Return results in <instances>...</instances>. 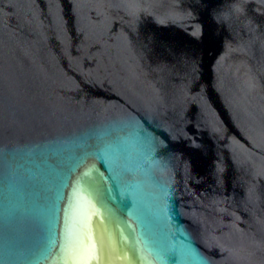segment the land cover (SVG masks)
I'll return each mask as SVG.
<instances>
[{"label": "water", "instance_id": "95a60500", "mask_svg": "<svg viewBox=\"0 0 264 264\" xmlns=\"http://www.w3.org/2000/svg\"><path fill=\"white\" fill-rule=\"evenodd\" d=\"M10 164L57 177L51 225L22 220L32 264H63L66 228L99 264H264V0H0V182Z\"/></svg>", "mask_w": 264, "mask_h": 264}, {"label": "snow or ice", "instance_id": "6c2138e0", "mask_svg": "<svg viewBox=\"0 0 264 264\" xmlns=\"http://www.w3.org/2000/svg\"><path fill=\"white\" fill-rule=\"evenodd\" d=\"M100 138V134H97V139ZM110 149L111 146L106 145L104 150L96 153L105 171H110L108 160L106 159V152L110 151ZM87 175V173L82 175L80 180H85ZM109 179H112V177L109 176ZM56 180L57 177H51L50 174L41 170L39 166H37L35 171L29 170L27 177H22L17 167H13L11 164L7 166L4 173V181L0 182V264H32L29 259L31 243L22 227V220L26 216L46 218L49 225H51L54 205L51 203L47 207L39 205L37 199L40 197V193L35 189L40 183L53 185ZM113 186L117 195H120V186L115 181H113ZM88 191L90 195L97 199V202L104 210L105 219L109 218L113 214L114 209L110 208L96 191L91 189ZM123 191L124 195L119 200L117 196L112 195H109L108 198L115 201L117 207L126 205L124 207L126 212L132 206L133 201L128 194V190L125 189ZM72 196L79 203L81 201L80 189L74 187ZM104 231L109 251L113 256H127L128 252L134 251L133 246L122 245L117 249L111 229L105 225ZM61 251L67 256L63 264H99L98 242L89 239L87 235L80 238L67 228L63 235ZM168 256L169 253L166 251L160 254L162 260ZM134 259L135 257L133 259H123L118 261L117 264H133ZM201 264H206V262L202 261Z\"/></svg>", "mask_w": 264, "mask_h": 264}]
</instances>
